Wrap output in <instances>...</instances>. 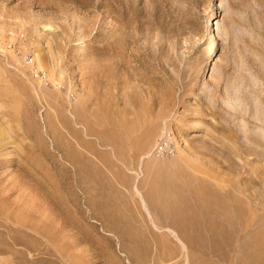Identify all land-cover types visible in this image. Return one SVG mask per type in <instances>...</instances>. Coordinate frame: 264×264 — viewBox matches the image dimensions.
Returning a JSON list of instances; mask_svg holds the SVG:
<instances>
[{
    "label": "rangeland",
    "instance_id": "1",
    "mask_svg": "<svg viewBox=\"0 0 264 264\" xmlns=\"http://www.w3.org/2000/svg\"><path fill=\"white\" fill-rule=\"evenodd\" d=\"M1 125L0 264H264V0H0Z\"/></svg>",
    "mask_w": 264,
    "mask_h": 264
},
{
    "label": "bare ground",
    "instance_id": "2",
    "mask_svg": "<svg viewBox=\"0 0 264 264\" xmlns=\"http://www.w3.org/2000/svg\"><path fill=\"white\" fill-rule=\"evenodd\" d=\"M213 10H215V9H213ZM205 27L207 28V38L204 41V50H205L206 61H205L204 65H203L202 69H203L204 72H208L210 70V68L212 67V65H213L214 52H215V48H216V44H217V42H216V32H215V29H214V19L211 20L210 18L209 19L207 18V20L205 22ZM1 126H0V134H1V137H2V134L5 135V132H6V135H7L8 132L5 129H3V126L2 127ZM5 137L6 136H4V138ZM7 137H8V135H7ZM7 137H6V139H7Z\"/></svg>",
    "mask_w": 264,
    "mask_h": 264
}]
</instances>
